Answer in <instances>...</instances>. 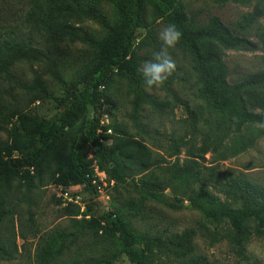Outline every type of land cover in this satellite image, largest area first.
<instances>
[{"label": "rangeland", "instance_id": "1", "mask_svg": "<svg viewBox=\"0 0 264 264\" xmlns=\"http://www.w3.org/2000/svg\"><path fill=\"white\" fill-rule=\"evenodd\" d=\"M53 1L55 6L67 2ZM77 2L89 10L91 18L61 20L78 38L48 44L28 31L24 22L31 12L27 0H0V44L7 39L32 41L44 51L43 59L37 63L21 62L7 68L18 83L8 81L0 73V142H10L16 132L27 134L42 120L56 118L67 98L81 88L82 76L96 64L97 45L106 34L104 27L118 26L117 0ZM177 6L192 28H203L217 19L226 33L256 45L255 49H224L217 45L229 84L264 74V8L255 0L245 4L232 0H177ZM144 21V27L136 33L132 52L137 68L159 50L158 33L169 24L165 17L158 18L150 6L145 10ZM169 52L176 70L162 86L149 89L143 80L132 84L120 74H113L101 87L100 102L90 113L98 120L95 139L106 147L117 140L126 143L119 148H126L120 150L124 156L115 152L123 165L130 166L126 183L117 184L107 176L101 182L97 178V189L102 190L94 193L86 190L84 184L62 186L49 179L44 185L51 169L47 163L49 154L44 159L43 172L38 176L33 173L36 179L31 187L18 180L0 184V264H92L89 260L98 258L112 259L110 264H134L120 252L115 238L118 235L105 227L108 211L129 222L134 237L174 241L177 248L169 245L167 251L165 247L155 264H264V234L250 231L237 245L230 236L229 223L223 222L216 229L212 221L194 209L173 210L146 195L142 179L159 182L192 161L195 170L201 172L204 189L231 208L240 209L243 199L252 201V195L264 188V128L247 125L235 134L226 120L221 134L226 138L216 148L208 136L216 130L221 117L200 94L183 44L179 41ZM9 56L6 53V58L0 59V66L6 67ZM34 76L43 83L44 93L21 87L30 86ZM258 97L264 100V89L243 95L249 111L264 114ZM72 135V130L62 135L55 154L66 155ZM249 137H255L251 147L237 155L230 154L231 147ZM93 144L94 141L88 142L86 146L88 160L93 159ZM139 160H149V168L143 174L134 168ZM229 183L234 185L233 190H226ZM198 187L199 184L194 185L195 189ZM177 191L185 192L181 186H177ZM181 195L172 200L182 201ZM183 205L188 202L183 201ZM77 207L79 213L90 207V215L100 221L97 233L75 225L72 218ZM81 218L80 214L76 216ZM73 233L79 238L70 253L56 260L37 261L39 252L52 239ZM135 246L141 248L143 244Z\"/></svg>", "mask_w": 264, "mask_h": 264}, {"label": "trees", "instance_id": "2", "mask_svg": "<svg viewBox=\"0 0 264 264\" xmlns=\"http://www.w3.org/2000/svg\"><path fill=\"white\" fill-rule=\"evenodd\" d=\"M232 1L240 4L247 2V0ZM255 1L264 8V0ZM27 4L31 11L24 19L26 25L28 24V31L35 33V37L48 44L78 38L69 24L63 23L61 19L74 17L84 19L92 16L89 10L77 0H67L62 6L59 4L55 6L53 0H27ZM147 6H150L158 18L165 17L169 23L175 24L182 33L180 42L190 57L191 69L197 79L199 92L207 105L221 117L216 130L208 136L216 148H219L223 144V139L226 138L225 135L221 136L222 125L226 120L230 122L231 131L235 134H239L247 125H254L255 121L264 120V114L249 111L245 105V98L243 99V95L251 91L264 89V74H259L250 80L229 84L226 79L227 68L222 62L217 47L220 45L224 49L235 47L255 49L254 43L229 35L217 19H212L203 28L190 27L178 9L177 0H117L115 8L119 24L116 28L104 27L106 34L97 45V62L82 76L81 88L76 89L67 98L56 118L42 120L27 134L16 132L10 142H0V184L18 180L21 184L31 187L36 179L33 173L35 172L38 176L43 172L44 159L49 154L50 159L47 163L50 164L51 169L44 185H48L49 179L55 180V183L62 186L84 184L86 190L94 193L97 184L92 183V180L96 178L93 175L92 166L93 168L97 166L108 179L115 183H126L131 175L130 166L123 165V160L115 154L118 152L120 156H124L120 150L126 148H119L126 143L117 140L114 145L106 147L95 139L98 120L90 113L100 102L101 87L113 74H120L132 84L142 82L143 79L137 72L132 52L136 33L145 25L144 13ZM18 40L7 39L0 44V59L4 60L6 53H10L6 67L0 66V73H3L8 81L16 83L18 79L14 78L7 68H14L21 62L37 63L44 57L43 49L36 47L32 41ZM21 87L26 90L45 92L44 85L37 76L33 77V83L30 86L22 84ZM258 101L264 109V100L258 97ZM69 130L73 131V135L66 155L61 157L54 151L62 135ZM254 140L255 137H249L247 140L238 142V145L229 149L230 154L237 155L246 151L253 145ZM92 141H94L93 159L88 160L86 146ZM193 162L195 161L159 182H153L148 178L142 179L146 195L165 203L173 210L194 209L202 217L212 221L216 229L223 222L229 223L230 236L237 245L243 242L244 237H248L250 231L257 235L264 234V188L261 193L256 191L252 195V201L243 199L240 209L231 208L204 189L201 185L203 183L201 172L195 170ZM135 166L136 172L143 174L149 168V160H139ZM40 184L43 186V177L40 179ZM195 184H199L197 189L194 188ZM177 186H181L185 192H178ZM225 187L226 190L235 188L232 183L226 184ZM180 193L182 201L172 200V197H177ZM185 200L188 202L186 206L183 205ZM96 205L104 211L99 201ZM89 208L79 213V207H77L78 210L74 212L72 220L75 225H81V228L87 227L90 233L95 234L100 221L90 215ZM79 214L83 218L76 219ZM105 214V227L118 235L115 238L120 252L127 255L134 264H155L159 252L164 251L165 247L167 251H170L169 245L177 248L174 241H154L151 237H134L129 222H124L112 212L108 211ZM85 216L89 218L85 219ZM251 227L253 229H250ZM66 235L60 234L58 238L52 239L45 249L42 248L39 252L37 261L43 263L56 260L70 253L72 245L75 247L79 237L77 233L68 234L67 237ZM68 238L72 241L67 242ZM137 243L143 246L136 247ZM111 260L98 258L89 261L92 264H110Z\"/></svg>", "mask_w": 264, "mask_h": 264}, {"label": "clouds", "instance_id": "3", "mask_svg": "<svg viewBox=\"0 0 264 264\" xmlns=\"http://www.w3.org/2000/svg\"><path fill=\"white\" fill-rule=\"evenodd\" d=\"M182 33L175 24L169 23L161 27L158 39L161 47L154 51L152 58L143 62L137 72L141 75L146 88L162 86L167 78L176 70V63L171 56L169 49L174 48L180 41ZM254 124L264 128V120L255 121Z\"/></svg>", "mask_w": 264, "mask_h": 264}, {"label": "built area", "instance_id": "4", "mask_svg": "<svg viewBox=\"0 0 264 264\" xmlns=\"http://www.w3.org/2000/svg\"><path fill=\"white\" fill-rule=\"evenodd\" d=\"M94 176L96 177L95 179H93L92 180V183L94 184V185H96L97 184V178H98V180L101 182L102 181V178H105L106 177V175H105V173L103 172V171H100L99 169H98V167L97 166H94ZM102 176V177H101ZM97 187H98V185H96V191H98V192H100V190H102L101 188H98L97 189ZM70 202H76L77 204L79 203L78 202V200H75V201H70Z\"/></svg>", "mask_w": 264, "mask_h": 264}]
</instances>
